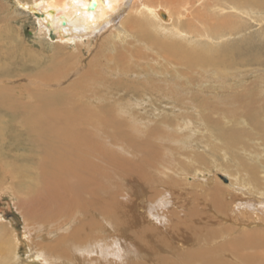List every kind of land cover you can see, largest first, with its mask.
<instances>
[{
  "label": "bare ground",
  "instance_id": "6f19581e",
  "mask_svg": "<svg viewBox=\"0 0 264 264\" xmlns=\"http://www.w3.org/2000/svg\"><path fill=\"white\" fill-rule=\"evenodd\" d=\"M16 1L20 7L38 18L41 31L47 37L53 36L50 37L51 40L58 44L63 42L64 45H56L58 53L45 62L38 55L35 57L36 53L26 52L18 41L15 46H8L3 39L12 38L7 32L0 30V36H4L0 39V79L8 80L12 75L16 77L15 80L29 78V83L40 82L43 87L56 86L57 82L63 81V78L64 81L69 79L71 73L81 69L80 61L83 57L80 54L70 58L61 56L60 46L64 47L73 38L76 40L90 39L94 35L96 37L101 27L119 22L113 28L112 35L116 41L111 44L112 40H109L111 48L108 47V54L97 55L103 51L102 48L100 52L97 51L91 57L85 73L66 88L44 91L39 86L31 89L22 85L0 87V194L9 191L17 201L14 203L24 221L23 238L28 242L29 237L31 238L28 245L33 250L28 255L32 254L36 259L41 257L49 264L90 262L92 259L85 255L88 248L96 251L95 245L104 237L109 227L115 228V233L119 234L116 227L125 224V219L133 214L134 194L138 201L146 188L153 187V192L159 190L163 194H172L174 187L179 185L175 176L179 172L185 173V165L176 162L175 158L171 160L175 163L174 166L169 161L173 154L164 150L165 148L159 151L161 148L154 140L158 139L153 131L154 126L148 127L151 121L133 113L138 112V107L146 109L145 105L148 104L145 95L144 98L136 96L135 93H132L131 98L126 96L132 92L128 88L141 89L142 80L130 81L128 86H123L126 82L112 80L111 83L110 80L126 76L127 73L139 75L141 70L136 62L157 63L162 60L164 64H157L160 66V75L164 72V76L172 78L174 73L178 79L200 65L204 69L210 67L212 56L209 55V50L219 47L223 42L227 43L230 37L228 34L217 35L211 30V27L214 28L213 19L220 17V28L227 24L240 33L247 28L245 16L252 18L250 15L257 13L261 16L260 21L254 19V22L264 21V0H42L39 3L34 1L31 6L24 5L21 0ZM205 2H209L208 7ZM91 3L95 4L93 10L88 8ZM124 9H128L129 13L124 19H120V12ZM229 19L235 20L233 24L240 22L242 25L233 26L227 22ZM199 44L200 49H197L195 46ZM115 48H120L123 53L117 52ZM240 57L244 60L245 52H240ZM227 59L228 56L222 54V61L219 63L225 64ZM133 60L131 73L123 63H132ZM145 68L147 67H144L141 76H146ZM109 76L110 80L106 78H110ZM211 81L215 79L212 78ZM183 83L186 86L180 82L176 86L184 89V94L187 95L191 87L187 81L183 80ZM95 84L97 87H92ZM105 86L112 87V93L107 96L105 103L111 101L114 92L126 90V94L123 98L114 100L113 107L108 104L99 106L100 115L97 118L88 114L93 111L90 103L87 109L78 107V103L87 101V95L93 99L91 103H99L98 97L101 93L97 90ZM26 91L28 95L24 93ZM248 91L244 88L236 98L242 108L255 112L254 101L248 102ZM23 93L31 96L30 103L23 102ZM186 100L192 103L190 96ZM96 107L98 106L93 108ZM115 112H131L132 115H127L135 123L131 119L122 122L125 125L118 123L123 116H118ZM83 117L90 121L87 130L80 124ZM243 124L259 134L264 132V120L261 118L254 121L252 116L251 122L244 121ZM21 134L28 136L22 137ZM223 140L218 142L220 146L233 147L240 142L235 132L232 135L224 134ZM262 141L264 144V137ZM213 151L223 153V157L227 158L224 152L215 148ZM163 156L167 159L166 164ZM262 157L264 158V153ZM198 159L201 162L204 160L202 156ZM164 164L172 175L168 176L169 173L163 171L166 169L163 168ZM236 170L237 174L234 177L232 174L226 191L229 188V192L241 194L251 184L254 187L263 186L258 190L264 191V184L258 175L264 171V163L257 162V166ZM240 174L248 180L241 179ZM179 177L180 175V180ZM210 178L207 175L205 184H212L209 193L213 205L221 211V196L225 190L216 182L210 183L213 177ZM160 195L161 193L157 194L150 204L156 202ZM242 204L238 205L243 206ZM256 204L250 203L246 207L259 210V204ZM191 213L186 218H191ZM179 221L184 222V228L192 227L193 219L187 223ZM134 226L132 224L129 227ZM176 229L178 233L181 232L178 225ZM3 231L5 232V226L0 222V264H25L32 256L27 260H19L17 236H14V231L10 233L9 230L8 234ZM149 231H154V228L144 229V232ZM146 234L131 230L127 236L131 241L140 238L139 240L146 243ZM49 237H52L50 241L47 240ZM196 237L179 241L177 245L180 244L181 247L191 241L197 242ZM35 238L38 240L33 246L31 244ZM261 239L264 241V238ZM214 252L221 254L222 251L212 250L209 257ZM120 253L121 251L111 254L117 257L116 259L114 256L117 261H124ZM177 256H180L181 263L168 260V257L161 258L162 261L160 258L157 260L160 264H196L195 261H198L196 253L190 250ZM213 261L214 258H210L204 264H212Z\"/></svg>",
  "mask_w": 264,
  "mask_h": 264
},
{
  "label": "rangeland",
  "instance_id": "374dc122",
  "mask_svg": "<svg viewBox=\"0 0 264 264\" xmlns=\"http://www.w3.org/2000/svg\"><path fill=\"white\" fill-rule=\"evenodd\" d=\"M34 1L39 3L42 0H21L20 2L31 6ZM205 3L208 7L209 2ZM197 5L195 4V6ZM199 10L203 13L201 8ZM261 11L263 10H254V12ZM120 13L122 15L120 19H124L129 10L124 9ZM192 16L193 14H191ZM250 16L252 18L245 16L247 28L240 33H237L232 27H228L227 24L220 28V17H216V20L213 19L214 28L211 27V30L217 35L228 34L230 37H228L227 40L229 41L227 43L223 44V42L219 47L209 50V55L212 56L210 67L204 69V66L200 65L178 79L174 73H172V78L164 76V72L160 75V66H157V64H164L162 60L157 63L149 61L139 64L136 62V65H139V70H141L139 75L127 73L126 76H119L117 79H111L110 76V78H106L111 79V83H113L112 80L126 82V84L123 83V86H128L127 83H130V81L140 82L139 80H142L140 82L141 89L128 88L132 92L127 94L126 90H119L117 93L114 92L111 101L105 103L107 96L112 93V87H110L111 85L100 87L97 90L101 93L98 97L99 103H91L93 99L88 95L86 96L87 101L84 100L78 103L80 104L78 107L82 109H87L88 103H90L93 111L88 112V114L97 118L100 115L98 108L103 104L113 107V101L123 98L125 94L128 98H131L132 93H135L136 96H143V98L145 95L148 102L145 105L146 109L138 107L136 108L138 112L133 113L151 121L148 127L154 126L153 131L158 135V139L154 140L157 146L161 148L159 151L165 148L164 150L173 154L174 156L172 155L169 161L174 163L171 160L175 158L176 162L185 165V173L181 174L179 172L180 180L178 176L174 175L179 185L174 187L172 194H163L159 190L153 192V187L146 188L139 201L134 194L132 197V201H135L133 214L125 219L127 221H125V224L116 227L120 233H115V228L109 227L104 237L95 245L96 251H93L91 247L86 251V258H90L92 261L77 264H137L140 262L145 264H157L159 262L160 264L159 260L162 261L161 258L167 257L168 260L181 263L180 256L177 255L186 250L196 253L198 260L195 261L196 264H204L210 258H214L212 264H264V243H251L264 242L261 239L264 238V208H262V206L264 207V197H261L264 195V191L258 190L263 186L248 185L247 190L243 192L245 195L243 193L233 194L229 192V188L226 191V187L232 179V174L233 177L237 174V168L257 166V162L264 163L262 157L264 152H261L264 151L262 141L264 137L262 133L264 132L259 134L250 126L247 127L243 124L244 121L251 122L252 116L254 121H258L260 118L264 120V21L254 22V19L260 21L261 16L257 13ZM234 21L229 19L227 22L233 26L242 25L240 22L233 24ZM118 24L101 27L96 37L94 35L90 39L76 38V40L73 38L71 42L65 43L64 47L60 46L61 56L64 55L69 58L78 54L83 56L82 61H80L81 69L79 71L81 74L79 71L71 73L69 79L64 81L63 78V81L57 82L56 86L50 85V87H43L40 82L29 83V78L15 80L16 77L14 78L11 75L13 79L11 77L8 80L0 79V87L22 85L31 89L39 86V89H44V91L66 88L67 85L74 83L80 75L85 73L91 57L93 58L97 51L100 52L102 48L103 51L97 55L108 54V47L111 48L109 40H112L111 44L116 41L112 33H114L113 28H116ZM40 25L38 18L25 8L20 7L18 1L0 0V30L1 32H7L12 38H6L3 41L11 47L15 46L18 41L26 52L32 51L29 53H36V55L34 54L35 57L39 56L46 62L51 56L58 53L56 52V45L64 44L63 42L58 44L56 41L51 40L50 36L47 37L48 35L46 36L41 31ZM218 29H220L219 32ZM2 38L4 36H0V39ZM195 47L200 49V44ZM115 49L117 52L123 53L120 48ZM240 52H245L244 60L240 57ZM222 54L228 56L227 61H224L225 64L219 63L222 61ZM70 63L72 62L70 61ZM133 64L134 60L132 63H123L131 70V73L133 72ZM144 67H147L145 68L146 76H141ZM121 78L122 80H120ZM212 78L215 81H211ZM183 80L187 81L191 87L187 95L184 94V89L181 90L180 87L176 86L178 82L186 86ZM221 80H224V82H221ZM247 85H249V88ZM92 87H97V85L95 84ZM243 87L249 90V99H247L248 102L250 100L254 101L255 112H248V109L242 108V105L237 101L236 97L244 91ZM24 93L29 94L27 91ZM24 93L22 94L23 102L30 103L31 96H26ZM187 96L192 98V103L190 100H186ZM95 105L98 107L93 108ZM115 113L124 118L117 121L118 123H125L126 120L131 119L129 115H132L131 112ZM128 113L129 115H127ZM131 120L134 124V120ZM89 122L88 118L83 117L80 124L83 125L82 128L87 130L89 129ZM4 123L7 125L6 122ZM137 132L142 133L140 130H137ZM234 132L239 136L240 142L233 147L220 146L219 143L223 140V135H232ZM25 135L28 136L27 134H21L22 137H25ZM214 148L224 152L227 158L223 157V153L213 151ZM200 156L204 159L202 162L198 159ZM123 158L129 159L127 157ZM163 158L166 159L164 156ZM232 161L234 162L232 163ZM164 163H167V159ZM165 164L163 168L166 169L163 171L166 170L167 174L169 173L168 176L172 175ZM223 170L225 173H222ZM261 170L262 168L260 172ZM260 172L258 175L261 183L264 184V171ZM207 175L213 177L210 183L216 182L224 187L225 191L221 196V211L213 205L211 193H209L212 184H205L207 183L205 181ZM242 178L245 181L248 180L246 176L241 175ZM139 190L137 189V191ZM160 193L161 195L156 199V202L150 204L151 200ZM14 202L17 203L11 192L5 191L0 194V222L5 226L6 233L3 232L8 234L7 231L10 230V233L14 231V236H17L19 260H27L31 255L32 257L25 264H49L45 263L41 257L36 259L32 254L28 255L29 251L33 250L32 246L28 245V243H31V238L29 237V242L23 238V216ZM239 203H243L245 206L243 204V206H239ZM250 203L259 204V210L254 211L255 208H247L246 206ZM189 212L192 214H190L191 218H186ZM190 219H193L190 229L184 228L185 224L182 225L184 222H178V220H183L187 223L190 222ZM132 224L135 226L130 228L129 226ZM176 225L180 227V233L177 232ZM149 228H154V231L144 232V229ZM131 230L147 233L146 243L139 240L140 238L137 241H131L127 236ZM195 236H197V242L191 241L181 247L180 244L177 245L179 241H188V238L194 239ZM51 239L52 237H49L47 240L50 241ZM37 240L35 238L31 245L34 246ZM212 250H221L222 252L221 254L214 252L209 257ZM120 251L124 261H117V257L111 254ZM137 252H140V254L138 255ZM114 256L116 259H114Z\"/></svg>",
  "mask_w": 264,
  "mask_h": 264
},
{
  "label": "water",
  "instance_id": "95a60500",
  "mask_svg": "<svg viewBox=\"0 0 264 264\" xmlns=\"http://www.w3.org/2000/svg\"><path fill=\"white\" fill-rule=\"evenodd\" d=\"M94 7H95V4H94V3H91V4L88 6L89 10H93ZM50 37H53V36H50Z\"/></svg>",
  "mask_w": 264,
  "mask_h": 264
}]
</instances>
